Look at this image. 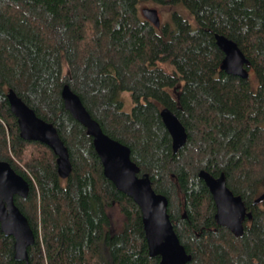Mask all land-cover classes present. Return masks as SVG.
Listing matches in <instances>:
<instances>
[{"label":"trees","instance_id":"1","mask_svg":"<svg viewBox=\"0 0 264 264\" xmlns=\"http://www.w3.org/2000/svg\"><path fill=\"white\" fill-rule=\"evenodd\" d=\"M144 1L172 8L170 19L156 26L140 11ZM217 33L249 59L248 78L221 69ZM66 84L169 199L187 264H264V199L256 202L264 194V0H0V160L30 184L27 198L15 196L35 234L29 264H158L140 207L105 176L93 137L66 109ZM10 89L57 129L72 162L67 178L49 146L20 136ZM163 108L188 133L177 153ZM202 169L225 174L252 212L242 236L217 223ZM14 255L0 225V264H25Z\"/></svg>","mask_w":264,"mask_h":264},{"label":"water","instance_id":"2","mask_svg":"<svg viewBox=\"0 0 264 264\" xmlns=\"http://www.w3.org/2000/svg\"><path fill=\"white\" fill-rule=\"evenodd\" d=\"M143 13L156 26L161 25L158 9L144 8ZM215 37L225 54L221 69L228 74L248 78L250 73L246 66L250 61L238 44L222 34L217 33ZM62 97L66 109L86 127L88 135L93 137L105 176L140 207L150 256H160L158 264H187L191 261L192 255L180 241L168 212L169 199L154 189L149 174L141 173L140 167L131 158V148L103 131L80 96L68 84L63 87ZM8 100L11 111L18 120L20 136L49 146L57 156L60 176L67 178L72 172L70 153L55 126L38 116L13 89L8 92ZM161 116L171 134L174 152L177 153L187 141V130L169 108H163ZM199 176L205 180L213 195L217 207V223L229 228L236 236H242L246 218H252V212L248 211L242 196L236 195L228 187L223 173L216 177L202 169ZM29 192L28 180L10 162L0 160L1 230L6 236L14 238L15 260L24 261L25 264H29L28 248L35 242V234L27 217L16 204L15 196L27 198ZM263 199L264 194L256 202Z\"/></svg>","mask_w":264,"mask_h":264},{"label":"rangeland","instance_id":"3","mask_svg":"<svg viewBox=\"0 0 264 264\" xmlns=\"http://www.w3.org/2000/svg\"><path fill=\"white\" fill-rule=\"evenodd\" d=\"M144 8H155L158 9L159 11V15L161 18V22H165L168 21L170 19V14L171 11L173 10L172 8H168V7H164V6H159L158 4H155L153 2H142L140 4V11L143 14V10ZM174 9H177L181 12H183L185 15L189 16V12L187 10H185L182 7H175ZM190 18V17H189ZM165 69L167 70H172V67L169 66L168 64L162 63L161 64ZM69 70L66 68L65 73H68ZM122 100L125 102V110L126 111H130L132 106H133V102L131 99V94L130 92H125L122 94ZM4 123V120L2 121ZM22 164V163H21ZM110 214L113 218V228H119L121 227V224L123 222V216L120 212V209L118 206H114L113 208L110 209Z\"/></svg>","mask_w":264,"mask_h":264},{"label":"built area","instance_id":"4","mask_svg":"<svg viewBox=\"0 0 264 264\" xmlns=\"http://www.w3.org/2000/svg\"><path fill=\"white\" fill-rule=\"evenodd\" d=\"M5 124V123H4ZM5 126H6V124H5Z\"/></svg>","mask_w":264,"mask_h":264}]
</instances>
